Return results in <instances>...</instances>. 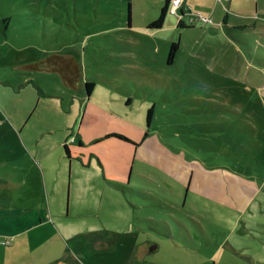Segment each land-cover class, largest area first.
<instances>
[{
	"label": "rangeland",
	"instance_id": "rangeland-1",
	"mask_svg": "<svg viewBox=\"0 0 264 264\" xmlns=\"http://www.w3.org/2000/svg\"><path fill=\"white\" fill-rule=\"evenodd\" d=\"M155 1L0 0V200L29 204L38 221L24 233L0 235V264H264V8L250 0L243 6L252 14L229 13L220 32L212 17L207 27L182 32L171 15L148 32L144 25L158 17ZM87 82L94 86L88 96ZM255 93L263 115L249 119L258 133L244 132L241 150L229 151L262 179L259 220L199 194L210 191L242 210L257 192L250 182L223 196L228 176H212L204 188L190 168L169 162L172 174L162 170L150 162L148 138L143 150L115 138L91 142L111 133L140 141L154 105L150 130L161 126L170 148L174 135L172 150L204 161L205 147L213 153L215 144L229 145L211 138L219 131L197 125L193 109L207 100L254 102ZM218 119L223 127L225 118ZM173 175L188 187L196 182L199 193L186 196Z\"/></svg>",
	"mask_w": 264,
	"mask_h": 264
},
{
	"label": "trees",
	"instance_id": "trees-1",
	"mask_svg": "<svg viewBox=\"0 0 264 264\" xmlns=\"http://www.w3.org/2000/svg\"><path fill=\"white\" fill-rule=\"evenodd\" d=\"M169 1L170 0L165 1V5L161 9L158 18L156 20L152 21L150 24H148L147 29L157 30V29H161L163 27L164 22H165V18L168 14ZM128 7H129L128 8L129 9L128 22L130 25V16H131L130 15V4L128 5ZM190 26H192V25H190ZM177 27L180 29H185L187 27L185 25V23L183 22L182 18L178 21ZM177 42L172 43L170 46L168 57H167L168 64H171L174 61L176 51L180 47L179 42L178 43ZM60 73H63V72L60 71ZM93 87H94L93 84H91L89 82L85 83V89H86L87 96L91 93ZM244 91L248 92L247 90H244ZM210 95H212V94H210ZM255 98H256V101H254V102H244V101L237 102V100H236L235 103H227V102L224 103V102H218L215 100H207V101L201 103L200 110H196L197 114L199 113L198 118L200 119V121L198 122L200 124H197V125H199L200 127L205 126V128H209V130L211 132L219 131L218 136H215L213 134V135H211V138L215 139V142L223 141V143H227L229 145V148L227 146H225L223 149H221L220 147H218L215 144L213 146V149H214L213 153H210V152H207V148L205 147V150H203V153H201L204 158H207L204 161L198 160L200 158L190 156L189 154H186L183 151L184 152L183 158L185 159L187 164H189L192 161H196L198 163L206 162L209 164H204V167L206 166L207 169H209V170L222 169V171H226V172L230 173L231 175H234L237 178L242 179L243 181H252L255 183L256 186H259L258 182L261 181L262 179L259 178L258 176L253 175V173L250 172L251 167L248 164H245L239 155H237V154L234 155L231 151H229V149H232V150L236 149L237 146H239V149L241 150L242 142L241 141L238 142L237 139L239 138V136L242 137V134L244 132L246 134H252V133L257 134L258 133V131H255V130H257L255 128L257 126L255 125V123H253L249 119L250 116H252V115H256V117L258 116V118H261V116L263 115L261 113V110L263 107L258 101L259 94L255 93ZM244 116H248V118H245ZM218 117L225 118V125L223 127L219 125L220 119H218ZM153 119H154V105L152 107L148 108L146 113H145V123L149 129L144 131V134H143V136L139 142H134L131 139H129L127 136H124V135L118 134V133L107 134L104 137H99V138L95 139L93 142H94V144H96V143H100L102 141H105L106 139H109V138H115V139L130 143V144H133L135 147H137L146 138H148L150 135H152L153 132L150 130V128H151ZM172 121H174L173 118H172ZM166 126L168 127V125H166ZM172 126L178 127V125H175V124H172ZM159 127H161V126L157 127L158 128L157 134H158V140L161 142V144L164 147H166L169 152H171L173 154L182 153L180 151L172 150L174 143L176 141L174 139V135H171V140H170V143L172 146L171 148H170V145H168L164 142V139L159 137L160 134H164L163 130L159 129ZM254 131H255V133H254ZM237 133H238V135H237ZM177 136L180 137V134H177ZM255 140H257V139L254 138V141ZM79 146H82V142L79 143ZM63 148H64L66 156L68 158H70V149L66 143L63 144ZM209 149H212V147L209 146ZM220 150H222V151L220 152ZM212 161H216V162L212 163ZM231 163H232V165H230ZM213 167H215V168H213ZM248 169H250V171ZM188 192L189 191L186 188V196H187ZM249 207L250 208L254 207V213L252 212L253 209H250V211H248ZM258 207L259 206L256 203L255 196H254L252 198V200L250 201V203L248 204V206L246 208L247 210L245 209L244 212H241V213L239 212V213L241 215L242 214L245 215V213H246L250 217V220H253L254 218L259 220L260 218H259V216H257V214L261 215V213L259 212ZM251 216H252V219H251ZM248 226H250V224H248ZM251 226H252V223H251ZM247 228H249V227H247Z\"/></svg>",
	"mask_w": 264,
	"mask_h": 264
},
{
	"label": "crops",
	"instance_id": "crops-1",
	"mask_svg": "<svg viewBox=\"0 0 264 264\" xmlns=\"http://www.w3.org/2000/svg\"><path fill=\"white\" fill-rule=\"evenodd\" d=\"M165 1L166 0H159L158 2L155 1V3H154L156 5V9L154 11H156V14H158V16L160 14L161 9L165 5ZM249 1L250 0H222V2L219 3V2H217V0H183L182 9L179 10V13L181 14L183 22L185 23V25L187 27L185 28L186 31H182V32H188V31L191 32V31L195 30L196 24L202 25V26L209 25V23L208 24H203V23H201L199 21H196L193 24L188 23L189 22L188 18L190 16V13H199L202 16L207 17V18L208 17L209 18L212 17L213 20H216V21L220 22V28L221 29L219 30V32L221 30L224 31V29H222V25L226 26L228 21L232 20V18L229 17V15H230L229 13L234 12L235 14H244L245 15V12L247 10H249L250 11L249 15L252 14V12H253L252 10L253 9H249L248 6H246V8H245V6H243L244 4L249 5ZM255 1H256L255 2V10L264 8V3L261 4L262 7H259L257 0H255ZM131 8L132 7L130 5V15L132 14L131 13ZM186 10H188V11H186ZM261 11H264V10H261ZM168 15L169 14H167V16ZM244 15H242V16H244ZM167 16L165 18V21L167 19ZM157 18L158 17H153L151 20L154 21ZM169 20H171V18H168V21ZM152 21H150L148 24H150ZM148 24L144 25L146 31H148V32L156 31V30L147 29ZM190 25H192V26H190ZM129 26L131 28V16H130V25ZM177 26H178V20H177ZM205 27H207V26H205ZM239 28L242 29L244 27H239ZM250 28L255 30V23L251 24ZM185 29H180V30H185ZM157 30H160V29H157ZM219 32H216V33L218 34ZM180 33H181V31H180ZM261 37L264 38V35H261ZM178 42H179V46H180L181 45V41H178ZM229 45H231L230 42H229ZM231 51H232V49H231ZM263 60H264V57H263ZM213 61L216 62L215 59ZM215 66H216L215 68L217 69L216 70L217 72H221V73H225L226 72V68H225L224 65L217 64ZM261 74H264V72L261 73ZM244 82H247V81H244ZM244 85H245V83H244ZM242 88H245V87H242ZM219 89H220V91H222L223 89H224L223 91H225L227 89V87H223V88H219ZM196 110H200V108L193 109V112L197 114ZM197 120L200 121L199 118ZM197 124H200V123H197ZM94 140H91V142H93ZM144 141L140 145H142L144 143ZM152 144L154 145V148L151 147L149 149V153L151 151H153V152L150 153L151 155H153V157L150 158L151 159L150 162L152 164H156V166L162 168V170H165V171H168V167H169L170 163L176 164L179 167L190 168L191 169L190 170L191 171V175L194 177V180H196L197 183L200 182V180H202L203 183H205L204 188H205L206 184L208 182H210V179H211L212 176L220 175V176H222V178L225 177V176H228L230 182L226 181V180L223 181V190L225 191L223 196H227V193L230 192V191H236L238 183L242 184L243 182H250V183L255 185V183L252 182V181H243L242 179L237 178L236 176L231 175L230 173H228L226 171H222V169L209 170V169H207L206 166H205L206 168L204 167V164L201 165V164H199L196 161H192L189 164H187V162L183 158L184 157L183 156L184 152L180 151L182 153H179V154H173V153L169 152L167 150V148L164 147L161 144V142L158 140V134L156 132H153L152 135H150L148 137V139L145 142L144 147L147 148L149 145H152ZM140 145H138L137 148H139ZM144 147H142V148L140 147L141 150H143ZM157 150H159V152H157ZM164 151L166 153H168V154H166L167 157L162 155V153H164ZM145 158H146V155L143 157V159H144L143 161L144 162H148ZM213 168H215V167H213ZM193 171H194V173H193ZM168 172L171 173L172 171H168ZM175 179L178 182H180V180H178V178L175 177ZM233 179H235V181ZM196 182L192 181L189 187L187 186V184H183L181 182L180 183L183 184V185H186L188 191L191 190L193 192H196V191L193 190V188L195 187ZM23 183H25V182L17 181L14 185L20 186ZM191 185H192V187H191ZM255 187L257 189V192L255 193V195H253L249 199L247 205L242 210L236 209V208L232 207L231 205L226 204L225 201H222V200L225 199L223 197L222 198L217 197L216 199L210 197L211 196L210 191H208V193H206V192H203V193L196 192V193H199V194H202V195H206L207 197H208V195H210L208 198L216 200V201L226 205V207L235 209L237 212L241 213V212L245 211V209L247 208L248 204L250 203V201L252 200V198L254 196H255L256 203L261 201V200H257V197L259 196L261 189H259V186L255 185ZM215 188L216 189L219 188L218 184H217V186ZM227 189L228 190L230 189V190L227 191ZM33 194H34V191H30L28 193V200H30V203L36 201V199H37V197L36 196L34 197ZM22 197L23 196H20L19 198L23 199ZM13 198H14V194L11 195L10 199H13ZM8 201H9V199L0 200V235L1 236H8V235L15 236L17 234L24 233L28 228L34 227L37 224L38 221L36 219V214L34 212L35 208L30 207V205L28 204L26 209H24L25 207H22V206H17L15 208H18V209H15V208H13L12 206L9 205ZM235 202L238 203L237 200H235ZM43 206H44V204L36 205L35 206L36 207V211L39 212V209L43 208ZM183 206H185V205L183 204ZM19 207H21V208H19ZM43 217L44 216H42V218ZM42 218H40L41 221H43ZM26 222L30 223V225L28 227L25 226ZM43 222H45V221H43ZM245 226H246V228L248 227V224L246 222H245Z\"/></svg>",
	"mask_w": 264,
	"mask_h": 264
},
{
	"label": "built area",
	"instance_id": "built-area-1",
	"mask_svg": "<svg viewBox=\"0 0 264 264\" xmlns=\"http://www.w3.org/2000/svg\"><path fill=\"white\" fill-rule=\"evenodd\" d=\"M183 0H170L169 6H168V14L175 16L178 18V21L182 18V16L179 13V10L182 9ZM188 11V10H186ZM190 24H193L196 21H199L203 24L211 23V20L207 17L202 16L199 13H190V16L188 18Z\"/></svg>",
	"mask_w": 264,
	"mask_h": 264
}]
</instances>
